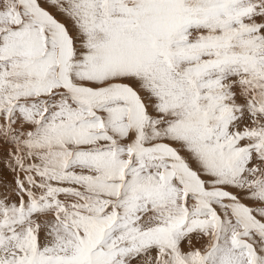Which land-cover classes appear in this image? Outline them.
<instances>
[{"label": "snow or ice", "instance_id": "obj_1", "mask_svg": "<svg viewBox=\"0 0 264 264\" xmlns=\"http://www.w3.org/2000/svg\"><path fill=\"white\" fill-rule=\"evenodd\" d=\"M0 163V264H264V0H0Z\"/></svg>", "mask_w": 264, "mask_h": 264}, {"label": "rangeland", "instance_id": "obj_2", "mask_svg": "<svg viewBox=\"0 0 264 264\" xmlns=\"http://www.w3.org/2000/svg\"><path fill=\"white\" fill-rule=\"evenodd\" d=\"M58 16H59V14H57ZM63 19V18H62ZM65 23H67L68 25H69V27H71V25H70V22H66V21H64ZM3 168V164L2 163H0V169H2ZM5 175H8L7 173H5ZM11 178V176L10 175H8V179H10ZM155 250H153V252L151 253V255L152 256H155Z\"/></svg>", "mask_w": 264, "mask_h": 264}, {"label": "bare ground", "instance_id": "obj_3", "mask_svg": "<svg viewBox=\"0 0 264 264\" xmlns=\"http://www.w3.org/2000/svg\"><path fill=\"white\" fill-rule=\"evenodd\" d=\"M57 17H58L59 19H62V17H61V16H58V15H57ZM66 22H67V21H66ZM10 179H11V178H10ZM10 179H9V180H10Z\"/></svg>", "mask_w": 264, "mask_h": 264}]
</instances>
